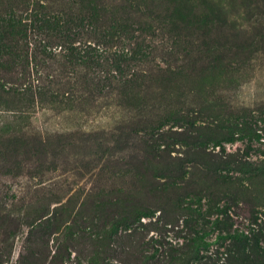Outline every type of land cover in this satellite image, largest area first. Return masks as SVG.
Here are the masks:
<instances>
[{"label": "rangeland", "instance_id": "obj_1", "mask_svg": "<svg viewBox=\"0 0 264 264\" xmlns=\"http://www.w3.org/2000/svg\"><path fill=\"white\" fill-rule=\"evenodd\" d=\"M136 1L148 7L141 10L149 12L151 7L152 14H162L171 33L163 29L154 32L153 37L148 38L150 42H140L141 50H144V43L148 44L147 56L123 65L122 75L126 79L130 78L127 73L134 72L131 85L127 86L129 82L125 83V80V87L113 81L105 89H98V86L90 92L79 87L72 102L36 101L21 111L5 105L0 107V210H9L18 220L17 217L25 219L18 212L27 203H45L52 213L60 204L58 202L67 201L74 206L73 214L80 210L78 223L84 230L82 235L75 232L71 236L67 250H88L85 257L91 250H97L98 236H94V231L103 220L110 219L100 217L95 203L103 190L106 193L123 190L122 195L140 207V201L134 198L145 200L148 195H137L134 190L148 194V190L166 183L167 177L174 178L179 185L177 193L169 188L159 191L160 207L149 204L150 199L142 201L146 214L140 207L141 224L135 223L134 232L120 234L118 230L117 234L109 235L110 245L106 249L109 254L113 252V241L116 246L137 253L132 248L133 238H158L156 231H150L153 226L160 227L172 244L181 243L176 234L185 228L184 219L190 217V211L184 207L186 203L178 207L174 198L193 194L192 190L197 191L198 186L234 194L241 204L233 212L241 209L247 212L253 207L264 214V178L246 182L242 173L246 168L240 171L230 164L229 167L221 165V171L209 173L215 174L207 180L209 174L206 176L205 169L198 164L197 155L207 157L203 152H192L184 146L196 140L192 128L202 124L201 116L207 114L206 105L221 101L226 111L237 110L240 116L249 113L252 116L264 109V0H215L214 5L210 0H190L193 10L186 11L185 19L192 22L194 15H201L207 25L203 31L195 29L194 24L179 25L178 40L175 38L177 23H173L176 19L169 17L178 15L165 0ZM144 20L147 18L142 17L139 23L144 25ZM79 45L83 43L75 41L74 46ZM130 46L135 44L131 42ZM207 49L218 50V54L211 56ZM61 50L60 47L54 49L51 59L41 63L38 69H32L30 65L29 79L43 78L47 73L54 77L66 74L63 58L58 54ZM167 64H173L172 69L180 66L178 71L184 69V74L167 76ZM87 68L75 65L73 80L80 82L87 74ZM93 69L96 84L103 80L100 74L104 72L122 80L119 72L108 68L101 71V67L96 66ZM18 78L23 82L29 80L20 70H17ZM200 108L202 115L197 113ZM186 114L190 115L184 120L189 118L191 124L196 116L193 126L188 129L187 123L179 120L186 118ZM200 136L208 135L201 133ZM229 138L230 134L220 140L225 156L221 145L211 143L208 150L218 153L223 160L237 155L251 168L254 162L264 160V138L252 141L248 153L246 140L234 137L227 141ZM215 184L219 188L213 187ZM208 196L210 199L215 197L210 193ZM189 197L185 202L189 199L198 201L191 199L196 196ZM217 201L228 203L225 197L216 198ZM205 202L206 199L200 201V213L205 209ZM190 207L196 205L193 203ZM203 222L204 219H200L198 226ZM13 223L0 222V250L8 247V233L14 230ZM16 230L10 264L15 263L19 251L23 250L28 227L21 224ZM61 234L50 236L51 250H55V244L66 241L61 237L55 239ZM216 234L217 231H213L207 239L215 241ZM115 236H118L116 240ZM215 245L211 244L209 249H215Z\"/></svg>", "mask_w": 264, "mask_h": 264}, {"label": "trees", "instance_id": "obj_2", "mask_svg": "<svg viewBox=\"0 0 264 264\" xmlns=\"http://www.w3.org/2000/svg\"><path fill=\"white\" fill-rule=\"evenodd\" d=\"M114 1L0 0V107L5 105L21 111L36 101L51 104L65 100L72 102L79 92V87L90 92L98 86V89H105L113 81L123 84L125 80V83L129 82L127 86L131 85L134 72L127 73L130 78L126 79L127 77L122 75L123 65L138 61L140 56H147L145 52L148 44L144 43V50H141L143 46L140 42H150L149 39L153 37L154 32L163 29L171 33V28H167L162 14H152L151 7L149 12L141 10L142 7L148 8L145 4L136 0H118L121 3ZM165 1L178 15L175 18L172 15L169 16L170 19H176L173 23H177L175 31L177 40L178 28L181 24L186 26L194 24L195 29L204 30L207 25V21L203 19L204 16L194 15L192 18L195 17V19L192 22L185 19L186 11L193 10L190 0ZM210 1L211 5L215 4V0ZM142 17L147 18L143 21L144 25L139 23ZM184 38H186L185 35ZM75 41L83 45L74 46ZM131 42L135 44L134 47L130 46ZM187 43L190 42L187 41ZM57 47L62 49L58 54L60 58H63L62 67L66 69V74L62 77H54L55 75L47 73L43 78L30 80L29 66L32 65V69H38L42 66L41 63L51 59ZM206 52L211 56H214L213 53L218 54V50L207 49ZM75 65L88 67V75L86 74L80 82L73 80L72 77ZM172 65L167 64L169 66L167 76L184 74V69L178 71L181 67L176 69L174 66L172 69ZM94 66L101 67V71L108 68V70L119 72L122 80L115 79L114 75L111 77L104 72L100 74L103 80L96 84L94 81L96 76L93 74ZM17 70H20L21 75H25L29 80L23 82L17 79ZM15 71L16 75H14ZM123 85L125 87V84ZM206 107L207 114L203 113L202 124L199 123L197 127L193 126L196 116L193 117L192 124L189 118L184 120L190 114H186V118H179L184 120V124L187 123L186 129L193 126L192 131L196 140L184 146L192 152H203L207 157L197 155L198 164L205 169L206 176L213 171H221V165L229 167L228 165L231 164L240 171L246 168L242 171L243 179L248 180L246 182L252 183L249 180L264 178V160L254 162L251 168L237 155H232L229 160H223L218 153L208 150V145L211 143L213 146L221 145L222 147L220 140L230 134L227 141L237 137L236 139L248 142L245 148L248 153L252 141L264 138V109H259L252 116L250 113L248 116L245 114L240 116L237 110L226 111L221 101H215ZM197 113L202 115V108L197 110ZM201 133H207L208 136L201 137ZM221 152L224 155V147ZM169 172L172 173V170ZM214 174H209L207 180ZM201 177L204 179L202 175ZM178 186L174 178L167 177L166 183L148 190V194L139 192L138 189L134 191L140 196L148 195L145 200L150 199L149 204H159L160 207L162 197L158 195L159 191L169 188L177 193ZM213 187L219 188V185L215 184ZM122 191L111 190L106 193L103 190L100 192V197L95 200L100 210V217L108 216L110 219L103 220L100 227L94 231V236H98L97 250H91L86 257L85 253L88 250H67L71 245V236L75 232L78 236L84 233L78 223L80 210L76 209L77 211L73 214L74 206L67 201L58 202L60 204L53 209L52 213L49 212V206L45 203H27L26 207L18 212L25 216V219L17 217L18 220L12 217L9 210L5 208L0 210L1 223H13L12 220H14V230L8 233L10 237L8 247L0 250V264H10L13 238L18 231L16 227L19 229L21 224L28 227V231L23 250L19 251L14 264H264V214L253 207H249L247 212L242 209L240 212H233L235 207L241 204L238 198L232 193L217 192L209 186H198L197 191L192 190L193 194L174 198V203L178 207L186 203L184 207L190 211V217L184 219L185 228L180 229L179 234H176V237L182 240L181 243L172 244L166 239L160 227L153 228V226L150 231H156L158 238L153 236L133 238L135 244L132 248L137 253L124 250L123 247L116 246L113 241V252L109 254L106 251L110 245L109 235L117 234L118 230L120 234L136 231V225L141 224L138 216L146 214L142 202L145 201L144 199L139 200L137 196L134 198L140 201V207L144 209L142 214L140 207L135 202L128 201L122 195ZM209 193L215 196L214 199H210ZM189 195L196 196L191 199L195 198L198 201L192 202L189 199L185 202V198ZM219 197H225L228 203L216 202V198ZM202 199H206V202L205 209L200 213ZM191 203H194L196 207L191 208ZM47 208L48 210L45 211ZM28 213L32 215L29 216ZM213 216L215 218L211 219ZM69 218L72 219L71 222ZM200 219H204V222L198 226ZM213 231H217V234L215 241L211 242L207 238ZM61 232L62 234L55 239L61 237L66 241L55 244V250H51L50 236ZM117 237L115 236L114 239L116 240ZM213 243H216L215 249L210 250Z\"/></svg>", "mask_w": 264, "mask_h": 264}]
</instances>
